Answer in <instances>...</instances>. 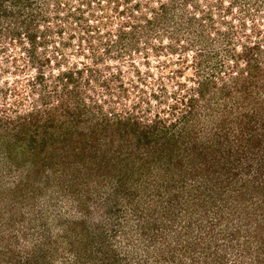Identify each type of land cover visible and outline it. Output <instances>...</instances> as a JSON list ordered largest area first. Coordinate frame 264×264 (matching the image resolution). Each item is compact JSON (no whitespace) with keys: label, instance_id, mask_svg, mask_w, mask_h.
<instances>
[{"label":"rangeland","instance_id":"rangeland-1","mask_svg":"<svg viewBox=\"0 0 264 264\" xmlns=\"http://www.w3.org/2000/svg\"><path fill=\"white\" fill-rule=\"evenodd\" d=\"M0 264H264V0H0Z\"/></svg>","mask_w":264,"mask_h":264}]
</instances>
